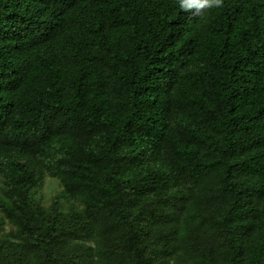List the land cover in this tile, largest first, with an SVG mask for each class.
<instances>
[{
	"label": "trees",
	"instance_id": "16d2710c",
	"mask_svg": "<svg viewBox=\"0 0 264 264\" xmlns=\"http://www.w3.org/2000/svg\"><path fill=\"white\" fill-rule=\"evenodd\" d=\"M0 213V264H264V0H0Z\"/></svg>",
	"mask_w": 264,
	"mask_h": 264
},
{
	"label": "rangeland",
	"instance_id": "374dc122",
	"mask_svg": "<svg viewBox=\"0 0 264 264\" xmlns=\"http://www.w3.org/2000/svg\"><path fill=\"white\" fill-rule=\"evenodd\" d=\"M62 186L58 179L46 176L45 183L43 189L41 191L42 201L46 206H49L56 199H60V202L66 206V201L63 198H60V194L62 193ZM0 217L4 218V216L0 213ZM12 228V225L6 220V232H9Z\"/></svg>",
	"mask_w": 264,
	"mask_h": 264
},
{
	"label": "clouds",
	"instance_id": "9594fccd",
	"mask_svg": "<svg viewBox=\"0 0 264 264\" xmlns=\"http://www.w3.org/2000/svg\"><path fill=\"white\" fill-rule=\"evenodd\" d=\"M178 4L182 10L199 14L203 9L219 8L222 0H178Z\"/></svg>",
	"mask_w": 264,
	"mask_h": 264
}]
</instances>
